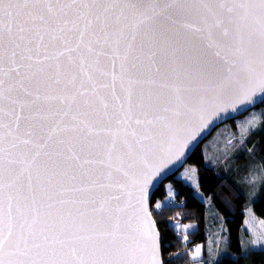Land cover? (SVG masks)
Wrapping results in <instances>:
<instances>
[{
    "label": "snow or ice",
    "instance_id": "snow-or-ice-1",
    "mask_svg": "<svg viewBox=\"0 0 264 264\" xmlns=\"http://www.w3.org/2000/svg\"><path fill=\"white\" fill-rule=\"evenodd\" d=\"M257 105L264 0H0V264H165L187 161Z\"/></svg>",
    "mask_w": 264,
    "mask_h": 264
},
{
    "label": "trees",
    "instance_id": "trees-1",
    "mask_svg": "<svg viewBox=\"0 0 264 264\" xmlns=\"http://www.w3.org/2000/svg\"><path fill=\"white\" fill-rule=\"evenodd\" d=\"M264 107L258 105L256 108ZM246 115V114H244ZM242 115V116H244ZM240 116V117H242ZM228 131H238L236 124L232 120L227 121ZM262 124V118L251 129V134L247 136L244 141H235L230 148L229 154L224 159L218 162L217 165H209L212 170L205 168L207 146L206 143H201L200 147L195 151V154L187 162L193 163L198 168L199 174V188L206 195L211 197L216 209L220 211L224 218L225 224L228 230L229 248L232 252L240 256L239 260H236L235 256H227L221 258L220 264H264V248L251 249L247 254H242L241 247V234L243 225L246 220V213L244 208L246 206V196L239 186L235 183L233 177L221 171L223 162L233 160L238 157V154L246 157L247 151L241 152L242 149L249 148L255 145L256 154L258 157L264 160V131H260ZM243 144L240 148L238 145ZM202 150V152H201ZM236 151H239L236 153ZM201 154L205 157V160L201 159ZM215 157L218 155L215 154ZM228 159V160H227ZM179 195L175 196L177 202L181 199L186 201V204H180L178 207H174L165 211L166 218H172L177 225L175 229H172L170 225L165 222H159L158 227L162 234V253L165 258V264H167V258L169 254H177L173 264H190L192 258L188 247L199 241H204L207 238L206 231V203L196 195L190 187L178 186ZM219 193V195H216ZM163 192L157 193L158 199H163ZM227 197L230 201L229 207L226 208L221 200ZM252 210L260 217L264 218V186L260 191L258 198L252 202ZM154 218H157L154 214ZM198 225L196 229H188V240L183 239V225ZM181 225V227H179ZM175 232V235H173Z\"/></svg>",
    "mask_w": 264,
    "mask_h": 264
},
{
    "label": "rangeland",
    "instance_id": "rangeland-1",
    "mask_svg": "<svg viewBox=\"0 0 264 264\" xmlns=\"http://www.w3.org/2000/svg\"><path fill=\"white\" fill-rule=\"evenodd\" d=\"M259 110L260 108L251 109L249 113H245L246 115L243 114L244 116L241 115L242 117H236V119L246 123L248 119L254 118L255 123L252 126L253 128L261 119V116L258 114ZM213 137H215V140ZM235 141H241L239 132L234 130L231 132L228 131L227 124L224 125L223 123L219 125L214 129L212 134L203 141V143H206L207 146L206 162H208L209 165H217L221 159L223 160L224 157L229 154L230 148L233 146ZM251 147L253 146H250L249 148ZM237 152L239 151H236V153ZM241 152L244 153L245 151L242 149ZM214 153H218V155L215 157ZM262 164H264V160L258 157L256 152H254L252 155L246 153V157L238 154L237 158L223 162V167L221 169V171L233 177L235 183L246 196L247 208H244V211L246 213L245 221H248V223H244L243 229H245V231H242L241 234V240L244 242L243 248H249L251 240L255 239L253 228H255L257 232L264 231L259 224V220L264 218L258 217L252 210V202L258 198L260 191L264 186V168L260 167ZM191 165L195 164L189 162L186 163V167ZM197 176L199 184L198 173ZM245 177H247V180L244 179ZM253 191L256 193L255 198L250 199L248 194ZM199 192H201L203 197L208 201L206 203L205 218L207 238L204 241H199L195 244V247L197 245L201 246V254L199 257H193L191 255V252L195 249L193 245L188 247L189 251H191L190 256L192 258V262L190 264H216V262L221 259V253L225 249L227 252L232 253V256H238V254L232 252L229 248V235L223 214L216 209L210 196L206 195L200 188ZM198 197L201 199L199 195ZM249 223L252 224V227H249ZM179 227H181V225ZM197 227L198 225L196 226L195 224L189 229H196ZM255 248L264 247L261 245H251V249ZM242 254L245 253L242 251Z\"/></svg>",
    "mask_w": 264,
    "mask_h": 264
},
{
    "label": "water",
    "instance_id": "water-1",
    "mask_svg": "<svg viewBox=\"0 0 264 264\" xmlns=\"http://www.w3.org/2000/svg\"><path fill=\"white\" fill-rule=\"evenodd\" d=\"M257 106H258V105H257ZM244 114H245V113H244ZM242 115H243V114H242ZM240 116H241V115H240ZM238 117H239V116H238ZM227 121H230V120H226L225 122H227ZM225 122H224V123H225ZM220 125H221V124H220ZM218 126H219V125H218ZM218 126H217V127H218ZM213 131H214V129H213ZM213 131H212V132H213ZM204 140H205V139H204ZM204 140H203V141H204ZM203 141H202V142H203ZM202 142H201V143H202ZM158 230H159V227H158ZM159 231H160V230H159Z\"/></svg>",
    "mask_w": 264,
    "mask_h": 264
}]
</instances>
